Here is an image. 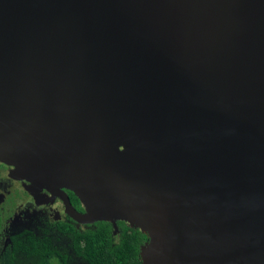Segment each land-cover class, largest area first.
I'll list each match as a JSON object with an SVG mask.
<instances>
[{
  "label": "water",
  "instance_id": "obj_1",
  "mask_svg": "<svg viewBox=\"0 0 264 264\" xmlns=\"http://www.w3.org/2000/svg\"><path fill=\"white\" fill-rule=\"evenodd\" d=\"M14 133L142 264H264V0H0Z\"/></svg>",
  "mask_w": 264,
  "mask_h": 264
},
{
  "label": "flooded vegetation",
  "instance_id": "obj_2",
  "mask_svg": "<svg viewBox=\"0 0 264 264\" xmlns=\"http://www.w3.org/2000/svg\"><path fill=\"white\" fill-rule=\"evenodd\" d=\"M14 134V139L9 134H2L0 139V262L9 251H17L13 253L15 263L25 264L35 260L21 255V250L15 248L18 241L25 242L30 236H35L50 246L64 249L69 246V237L65 233L69 226L83 230L94 223H82L73 218L72 208L85 211L80 200L79 203L76 201V194L67 188L61 189L60 185L54 189L56 183L50 177L38 174L30 162L32 158L25 156L29 150L18 144L22 142L21 135ZM5 148L15 149L20 156H8ZM30 171L33 179L24 176ZM64 223H69V226ZM112 233L119 238L121 229L116 234L113 227Z\"/></svg>",
  "mask_w": 264,
  "mask_h": 264
},
{
  "label": "trees",
  "instance_id": "obj_3",
  "mask_svg": "<svg viewBox=\"0 0 264 264\" xmlns=\"http://www.w3.org/2000/svg\"><path fill=\"white\" fill-rule=\"evenodd\" d=\"M75 199L79 203V199ZM118 224L119 238L112 233L113 226L109 221H97L83 230L67 223L68 248L50 246L35 236L25 242L18 241L15 248L21 250L23 257L35 260L25 264H142L140 252L148 240L147 233L124 221H118ZM15 252L9 251L0 264H16Z\"/></svg>",
  "mask_w": 264,
  "mask_h": 264
}]
</instances>
